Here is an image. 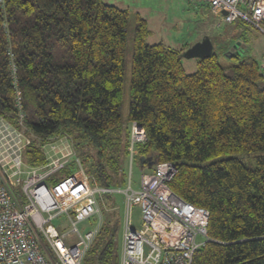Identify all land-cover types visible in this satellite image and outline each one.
<instances>
[{
	"label": "trees",
	"instance_id": "trees-1",
	"mask_svg": "<svg viewBox=\"0 0 264 264\" xmlns=\"http://www.w3.org/2000/svg\"><path fill=\"white\" fill-rule=\"evenodd\" d=\"M128 17L126 9L102 0H0V115L13 122L17 112L13 60L25 114L20 128L30 138L22 148L24 165L43 167L58 157L62 165L50 174V183L82 169L91 185L125 187L130 126L136 122L146 139L136 146L132 164L142 173L153 166L141 165L140 157L173 163L172 191L209 212L208 240L191 264H264L260 63L232 47L222 53L224 61L212 52L196 59L197 70L188 73L180 60L186 47L148 43L150 29L137 15L129 124L124 125L120 110ZM61 140L70 146L67 156L56 152ZM250 152H263L254 166L239 157L209 161ZM59 171L63 174L55 175ZM103 195L110 196L97 197V210L102 202L101 213L112 210L96 227L82 264L119 263L117 215Z\"/></svg>",
	"mask_w": 264,
	"mask_h": 264
},
{
	"label": "built area",
	"instance_id": "built-area-1",
	"mask_svg": "<svg viewBox=\"0 0 264 264\" xmlns=\"http://www.w3.org/2000/svg\"><path fill=\"white\" fill-rule=\"evenodd\" d=\"M204 1L219 22L242 20L264 34V0ZM260 68L264 74V53ZM10 69L17 112L13 122L0 115V264H54L49 253L56 263L82 264L97 228L81 231L78 225L94 215L97 197L105 192L122 194L124 199L118 264H191L196 250L208 240L209 212L172 191L169 181L176 166L171 162L155 163L132 187L131 165L136 146L146 139L144 128L136 122L130 126L125 187L91 185L82 169L50 183L48 177L62 165L60 158L52 157L43 167L22 161V148L30 138L20 128L25 114L13 60ZM133 207L139 210L137 224L132 221ZM62 216L60 223L52 224Z\"/></svg>",
	"mask_w": 264,
	"mask_h": 264
},
{
	"label": "rangeland",
	"instance_id": "rangeland-1",
	"mask_svg": "<svg viewBox=\"0 0 264 264\" xmlns=\"http://www.w3.org/2000/svg\"><path fill=\"white\" fill-rule=\"evenodd\" d=\"M203 1V0H202ZM104 3L115 4L129 13L127 24L126 44L124 50V72L122 79V104H121V122L128 125L127 111L129 105V89L131 79V57H132V41L133 30L135 27V20L137 13L146 20L150 34L146 41L150 44L161 42L164 46L182 49L187 48L193 43L201 40L203 37H208L213 45V52L218 54L221 61L225 58L222 53L229 51L234 47L238 54L253 56L259 63L264 53V34L252 25L239 20L238 26L232 27L233 24L219 22L216 16H205L202 9H207L206 3L197 2V0H102ZM139 16V15H138ZM182 54V53H181ZM180 54V60L185 70L188 73L197 70L196 58H186ZM9 120L8 118H5ZM10 121V120H9ZM23 135L28 137L26 132ZM263 152H250L243 154H225L219 157H214L209 161L218 159H225L230 157H239L248 166H254L255 161ZM208 161V162H209ZM127 159L125 161L126 172L128 171ZM204 162H197L203 164ZM130 183L132 187L136 188L139 184L141 169L136 163L131 165ZM25 166H23V169ZM63 171H59L55 175H62ZM128 177V176H127ZM19 196L22 197L23 192L19 187ZM110 196L103 195V201L115 209L113 213L117 215V225L119 234L123 224H125L124 202L123 195L109 192ZM24 197H22L23 199ZM103 202L94 215L89 219L81 222L78 227L81 231L83 229L89 230L96 228L102 221L107 211L112 209L107 208L104 213ZM61 218H56L52 224L60 223ZM133 219L137 224L139 221V210L133 207Z\"/></svg>",
	"mask_w": 264,
	"mask_h": 264
},
{
	"label": "water",
	"instance_id": "water-1",
	"mask_svg": "<svg viewBox=\"0 0 264 264\" xmlns=\"http://www.w3.org/2000/svg\"><path fill=\"white\" fill-rule=\"evenodd\" d=\"M212 49L213 45L210 39L205 36L201 40L187 47L181 55L186 58L203 59L211 55L213 52ZM139 161L141 165L146 166L149 169L155 164V160L149 157H140Z\"/></svg>",
	"mask_w": 264,
	"mask_h": 264
},
{
	"label": "crops",
	"instance_id": "crops-1",
	"mask_svg": "<svg viewBox=\"0 0 264 264\" xmlns=\"http://www.w3.org/2000/svg\"><path fill=\"white\" fill-rule=\"evenodd\" d=\"M197 2L206 3L204 0L203 1L202 0H197ZM203 6L204 7L207 6V9H202L201 10V12H203V15L208 16V17L210 15L215 16L214 13L211 11L209 5H207V3H206V5H203ZM137 15L142 16V14H140L139 12L137 13ZM216 18L218 19L217 16H216ZM234 26L236 28L238 26V22H237V24L233 25L232 27L234 28ZM56 152L58 153V155H61V156H67L69 153H71V149H70V146L67 143V141H65V140L59 141L58 145H57ZM144 171H147V170H144Z\"/></svg>",
	"mask_w": 264,
	"mask_h": 264
},
{
	"label": "bare ground",
	"instance_id": "bare-ground-1",
	"mask_svg": "<svg viewBox=\"0 0 264 264\" xmlns=\"http://www.w3.org/2000/svg\"><path fill=\"white\" fill-rule=\"evenodd\" d=\"M132 221L135 222L133 218H132Z\"/></svg>",
	"mask_w": 264,
	"mask_h": 264
}]
</instances>
